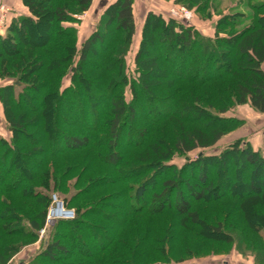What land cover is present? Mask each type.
I'll return each instance as SVG.
<instances>
[{"label":"trees","instance_id":"trees-1","mask_svg":"<svg viewBox=\"0 0 264 264\" xmlns=\"http://www.w3.org/2000/svg\"><path fill=\"white\" fill-rule=\"evenodd\" d=\"M134 2L116 0L110 5L102 22L80 51L77 49V29L73 24L91 9L94 0H23L29 14L16 17L9 25L7 22L6 35H0V70L11 73L7 76L13 81L11 85L0 87V102L4 105L13 133L11 142L0 139V164L6 166L0 174V194H14L32 202H42L37 216L29 220L21 216L23 222L18 223L15 231L20 237L34 241L46 220L48 206L53 201L52 193L58 192L61 198L60 194L70 189L67 181L79 173L73 187L82 186L75 194L76 199L67 202L68 210L75 209L74 218L56 221L52 228L58 231L41 253V258L32 264H67L80 258L85 264H99L97 259L100 256H106L112 248L123 245L120 232L132 224L133 216L160 215L167 211L175 212L183 220L181 223L189 220L197 228L207 226V234L224 237L222 242L226 244L236 241L241 252L243 233L234 228L226 232L222 221L206 225L195 208L203 206L210 193L214 203L234 198L233 193L223 190L231 186L223 173L230 159H243L256 181L253 183V198L243 200L237 197L243 209L252 218L257 217L255 209L264 210V156L247 145L234 144L219 156H200L180 169L168 163L176 152L183 156L196 149L214 146L226 134L225 129L240 124L236 119L212 112L213 105L203 103L199 89L206 86L221 89L217 90L221 113L227 110L223 105L225 99H230V103L250 104L256 111L264 113V0H247L235 7L240 11L252 10L253 17L246 12L238 15L244 19L254 18L255 26L233 33L242 20L229 15L215 24L213 36H206L176 19L149 12L134 59V71L130 74L126 68V57L136 32ZM45 24L51 33L46 49L39 53V47L28 43L24 36ZM160 40L164 43L161 48L158 47ZM96 46H102V51L97 52ZM149 47H155V50ZM152 52L157 54V58L150 56ZM91 55L96 56L98 62L90 64L92 69H87L85 65L91 62ZM161 62L169 69L162 75L167 81L158 85L149 81L148 69L152 66H160L161 69ZM68 63L71 82L63 87L62 79L67 75L65 67ZM36 65L39 69L33 72ZM52 65H55L53 69ZM95 70L101 73L92 77ZM44 76L46 78L43 79ZM48 76L56 78L51 81ZM127 87L130 101L125 97ZM101 101L105 102L101 104ZM32 102L37 105H32ZM146 104H154L156 111L163 108L165 112L145 118ZM60 105L65 106L66 112L59 114V119L70 117L74 120L81 109L92 113L94 124L83 121L72 131L57 129L54 133L49 131L45 137L30 140L31 136L40 133L42 118H51ZM97 109L98 117H95L93 114ZM187 113L195 116L189 118ZM30 114L36 117L31 118ZM172 122L175 124L172 128L175 149L168 145L169 140L164 135L153 138L156 126ZM187 125L194 127L187 129ZM64 132L69 135L65 136ZM60 137H63L64 147L49 151L48 147H54ZM120 140L125 141L123 149L119 148ZM89 149L97 151L96 156L102 164L111 168L107 176L91 182L92 177L86 179L93 164L73 165L63 175L59 174L61 167L57 159ZM41 157L42 160L37 159L32 169L23 164V158L36 160ZM132 161L138 162L133 169L129 164ZM209 168H215V171L211 172ZM240 170L242 168L238 172ZM237 178L238 187L243 188L238 173ZM194 179L201 186L198 193L194 191ZM37 182L43 183L47 194L38 189ZM256 183L262 187H256ZM117 186L123 189L114 194L103 193L92 203L74 206L80 198ZM150 187L152 191L148 193ZM146 194H149L148 198ZM171 196L173 203L168 202ZM7 205L5 201L0 202V222L10 219L8 216L13 212ZM15 215L18 221L20 217ZM113 217L121 219L113 222ZM100 219L107 223L98 225L96 220ZM255 232L264 245L262 234ZM72 239H78L82 248L89 241L99 242L100 247L92 253H71L69 243ZM157 243L147 233L142 242L144 248L140 249L147 250L150 244ZM169 251L161 252L168 256L167 261L161 264H173ZM13 255L12 251L6 253L4 248L0 249V264H7ZM255 261L264 264V252L259 251Z\"/></svg>","mask_w":264,"mask_h":264},{"label":"rangeland","instance_id":"rangeland-1","mask_svg":"<svg viewBox=\"0 0 264 264\" xmlns=\"http://www.w3.org/2000/svg\"><path fill=\"white\" fill-rule=\"evenodd\" d=\"M42 2H50V0H41ZM247 0H135L134 2V13L136 19V32L132 39V44L130 51L126 57V68L127 72L132 74L134 71V59L136 53L138 51L140 41L142 39V29L145 23V19L149 12H155L157 14L163 15L166 19H176L181 23L191 25L199 30L202 34L206 36H213L215 34V24L223 19L225 16L236 15L237 20L242 22L239 26L233 29V33H238L245 31L247 28L251 26H255V20L252 18L254 16V12L250 9H243L240 11L239 8H235L242 2H246ZM116 0H94V3L89 11L84 13L83 15L77 18L78 22L73 24V26L77 29V49L81 50L84 42L92 36V34L96 31L99 24L102 22L104 15L107 12V8L115 3ZM182 8L188 11L190 18L179 19L177 15H175L174 11H180ZM146 14L145 19L143 18L144 14ZM181 12V11H180ZM239 12H246L252 17H248L244 19L239 16ZM144 19V20H142ZM47 23V22H46ZM70 26V25H67ZM72 26V25H71ZM228 31V30H227ZM6 33V32H5ZM50 30L45 24L43 27L38 28L33 33L24 36V40L28 43H33L35 47H39V53L43 52L46 49V43L50 36ZM6 35V34H4ZM164 43L160 40L158 47H162ZM28 47V46H27ZM41 47V48H40ZM45 47V48H44ZM102 46H96L95 50L97 52L102 51ZM155 47H149L150 50L154 51ZM56 55L61 56L62 54L57 53ZM151 57L157 58V54L152 52L150 54ZM154 59V58H153ZM91 62L86 66L87 69L93 68L91 65H96L98 62V58L96 56H90ZM14 60H11L13 63ZM77 63V59L75 61ZM91 64V65H90ZM55 66V65H54ZM51 66V69L54 68ZM59 66V65H58ZM158 67H150L148 70L150 72L149 81L152 83H157L158 85L167 81L162 78L164 76V72L168 70V66L161 62ZM178 68V67H177ZM35 69V70H34ZM33 69L35 72L39 69V65H36ZM179 70V68H178ZM65 71L67 75L62 79L63 87H66L71 82V67L70 63H68L65 67ZM101 72L95 70L92 77H96ZM7 75H11V73H4L0 70V87L11 85L13 81L9 79ZM44 75L47 76L46 73ZM7 76V77H5ZM46 76L42 77L43 79ZM49 77V76H48ZM56 76H50L48 79L54 81ZM216 86H206L199 89V95L202 98L203 103L207 104L211 103L213 108L212 112L218 114L222 117L236 119L240 122L239 125H234L233 127L227 128L226 134L212 147L196 149L187 155H179V152L175 153V157L168 162L169 164L176 165L177 168H182L185 164L191 161L197 160L200 156L204 157H213L219 156L227 149L231 148L234 144H239L241 147L249 146L252 150L259 152L262 156H264V113L256 111L250 104H237L230 103V99H225L223 105L227 106V110L225 113H221V102L218 100L219 91L221 89L215 88ZM216 89V90H215ZM218 90V92H217ZM186 92H184L185 94ZM125 97L127 101L131 100V94L129 87L125 90ZM185 97V96H184ZM205 97V98H204ZM144 99V97H142ZM186 98V97H185ZM204 98V99H203ZM105 101H101L100 103H104ZM32 105L36 106V102H32ZM146 112L145 118H150L155 116L157 113L165 112L162 111L163 108L158 109L156 111L154 104H146ZM79 110V109H78ZM66 112V108L64 105H60L58 108H55L53 114H51V118L47 119L42 118V127L41 131L37 135H33L30 137V140L40 139L46 136V133L49 131L55 132L57 129H61L64 131H72L77 127V124L85 121L89 124H94L92 121V113H86L83 110H79L78 117L66 118L65 120H61L58 118L59 114H64ZM99 109H97L96 113L93 115L98 117ZM189 118L195 116L193 113L186 114ZM29 117H36L32 114ZM139 117V116H138ZM175 124L172 122L162 123L158 125L153 130V135L156 136L164 135L167 140H169L170 146H174V139L172 136V128ZM187 129L194 127V125H187ZM64 132L65 136H68L69 133ZM13 133L11 132L8 120L5 115L4 105L0 102V139H4L8 142H11ZM63 137H60L58 141L54 144V147H48L49 151H55L64 147V142L62 141ZM23 141V139H22ZM125 147V141L120 140L119 148L123 149ZM175 149V148H173ZM97 151H92L89 149L88 151H84L81 153H69L62 159L61 157L57 159L58 165L61 167L59 174L63 175L67 168L73 165H90L93 164L92 169L88 171L86 175V179L91 178L89 181H94L96 178L107 176L111 172V168L106 165H103L100 158L96 156ZM33 159V158H32ZM41 161V158H36V160H31L30 158H23V164L29 169H32L36 166V161ZM50 160V162H52ZM62 164V166H61ZM130 164V168L138 165V162H133ZM242 168V171L238 172V169ZM6 169V166L0 164V174L2 171ZM223 173H225L228 181L231 182V186L223 189L224 192L233 193L234 198L229 200H222L221 202L214 203L212 201L213 195L210 193L206 196L205 203L203 206L197 205L196 209L199 210V215L201 219H204L206 225H212V222L222 221L224 230L227 232L229 229H237L244 236V242L242 245V250L240 252V248L236 241L231 244H226L224 241V237H218L217 235L207 234L205 230L206 227L200 226L199 228L195 227L192 222L189 220H185V224L181 223L179 217L173 211H167L162 214H147L143 216H133L132 224L123 229L120 232V235L123 239V245H119L112 248L111 252H109L106 256L104 254L100 256L97 261L99 264H161L167 261L166 255H162V251L166 249L169 251V257H172L173 264L174 262L177 264H257L255 261V257L259 251L264 252V245L258 238L256 234V230L262 234L264 239V210L255 209L254 212L257 217L252 218L247 211H245L242 207V204L237 200V197L243 200H250L255 195L253 193V183L256 182L255 178L252 176L248 167L244 164L243 159H230L228 164L223 168ZM211 172L215 171V168H209ZM208 171V172H210ZM238 176L244 184L243 188L238 187ZM197 176V172H195ZM212 174V173H211ZM79 174L70 177L68 180V185H70V189L68 192L60 194L58 197V192L52 193L53 201L50 202L48 206V213L46 220L42 229L37 232L36 239L34 241L27 240L26 238L20 237V235L15 231L18 229V223L21 224L23 220L21 216L26 218L27 220L34 218L39 213L41 206V201L32 202L27 199H23L21 196L14 194H0V202L5 201L9 205V209L13 211L10 216V219H7L6 222H0V249L4 248L6 253L9 251L13 252V257L9 258L7 264H32L37 259L41 258V253L44 251L45 247L49 243L55 232L58 229L52 228L57 220L59 219H73L75 216V209H69L67 207V202L70 199L75 198V194L81 190L82 186L73 187L75 184V180L79 177ZM162 177V176H161ZM210 178V173H209ZM160 178H157L159 181ZM38 189L43 193L45 188L43 183L37 182ZM193 185L195 188V193H198L201 189V186L197 179L193 180ZM83 187H86V185ZM256 187L261 188L260 184L256 183ZM44 189V190H43ZM84 189V188H83ZM95 189V188H94ZM123 187L117 186L113 188L103 189L101 192H95L92 195H89L85 198H80L77 201V204L74 206H78L84 203H92L96 197H100L103 193L105 194H114L119 190H122ZM96 190V189H95ZM184 192V195L190 199L189 194L186 192L184 188L181 189ZM151 187L148 189V193H150ZM149 194H146V198H148ZM76 199V198H75ZM174 198L171 196L168 200L169 203H173ZM62 203L64 209L73 212V216L70 218H57L56 220L50 217V212L52 209L56 208L57 203ZM7 207V208H8ZM123 210H126V206L123 207ZM260 212V214H259ZM18 214L20 219L17 221ZM121 218L113 217L112 221L117 222ZM22 220V221H21ZM26 221V220H25ZM98 225H105L107 223L106 220L100 219L96 220ZM257 227V228H255ZM200 234L197 235V233ZM147 233H150L151 238L157 240V245H149L146 249L142 244ZM81 236V235H79ZM79 239V238H78ZM78 239H72V243L70 242L69 252L71 253H80V252H89L92 253L95 249L100 247L99 242H85L84 247H80L78 243ZM171 239L174 241H171ZM236 239V238H235ZM81 240V239H80ZM222 240H224L222 242ZM67 241H63L62 243ZM238 246V247H237ZM152 249H149V248ZM239 248V249H238ZM69 254V253H68ZM67 254V255H68ZM73 262H69L67 264H85L82 263L83 259H75Z\"/></svg>","mask_w":264,"mask_h":264},{"label":"built area","instance_id":"built-area-1","mask_svg":"<svg viewBox=\"0 0 264 264\" xmlns=\"http://www.w3.org/2000/svg\"><path fill=\"white\" fill-rule=\"evenodd\" d=\"M181 11V12H180ZM180 11H174L179 19L190 18L188 11L182 8ZM14 12V8L6 3L5 0H0V28H4L8 21L9 16Z\"/></svg>","mask_w":264,"mask_h":264},{"label":"crops","instance_id":"crops-1","mask_svg":"<svg viewBox=\"0 0 264 264\" xmlns=\"http://www.w3.org/2000/svg\"><path fill=\"white\" fill-rule=\"evenodd\" d=\"M5 1H6L7 4H9L11 7L14 8V12L8 18V21H7L8 22L7 23L8 25L16 17L21 16V15H27V14H29V10L25 6V4L23 3V0H5ZM146 14L147 13H145L144 16H143L144 19L146 17ZM144 19H142V20H144ZM6 29H7V27H4L3 29L0 28V35H4L5 32H6Z\"/></svg>","mask_w":264,"mask_h":264},{"label":"water","instance_id":"water-1","mask_svg":"<svg viewBox=\"0 0 264 264\" xmlns=\"http://www.w3.org/2000/svg\"><path fill=\"white\" fill-rule=\"evenodd\" d=\"M73 216L72 211H68L64 209V206L62 203H57L56 208L52 209L50 212V217L54 220L57 218H70Z\"/></svg>","mask_w":264,"mask_h":264}]
</instances>
